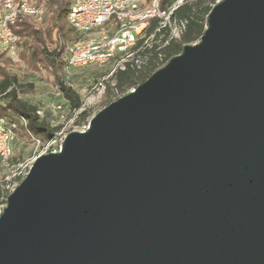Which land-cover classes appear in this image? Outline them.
Wrapping results in <instances>:
<instances>
[{
    "label": "water",
    "instance_id": "obj_1",
    "mask_svg": "<svg viewBox=\"0 0 264 264\" xmlns=\"http://www.w3.org/2000/svg\"><path fill=\"white\" fill-rule=\"evenodd\" d=\"M0 264H264V0H220L199 40L34 159Z\"/></svg>",
    "mask_w": 264,
    "mask_h": 264
},
{
    "label": "trees",
    "instance_id": "obj_2",
    "mask_svg": "<svg viewBox=\"0 0 264 264\" xmlns=\"http://www.w3.org/2000/svg\"><path fill=\"white\" fill-rule=\"evenodd\" d=\"M220 0H161L162 8L171 9V19L183 21L184 29L178 37L170 35L167 25H160L152 19L145 29V34L129 49L128 56L117 54L110 60L114 64L106 72L102 102L108 104L120 95L128 92L145 80L154 70L162 66L169 58L179 53L185 44L194 43L206 26V17L212 5ZM68 0H47L45 11L40 21L31 17H20L13 26L19 37V56L27 63L40 64L57 77V84L63 100L59 103L61 111L67 110L66 119H73V129L86 125L93 115L91 107L82 108L83 100L77 89L66 84L63 71L66 64L62 41L74 42L79 38L78 32L61 20V11H67ZM136 60L138 62H136ZM12 59L0 51V119L2 127L15 132L16 137L10 141L12 155L8 165L23 161L26 157L38 156L35 143L56 139L63 133V124H52L46 117L40 116L38 105L24 97L22 93L32 88V83L25 82L17 72L10 70ZM97 74V73H94ZM102 75V74H101ZM60 111V112H61ZM75 113V117H73ZM19 139H25L22 145ZM23 176H14L20 182ZM7 182L0 184V213L6 205V197L12 191Z\"/></svg>",
    "mask_w": 264,
    "mask_h": 264
},
{
    "label": "built area",
    "instance_id": "obj_3",
    "mask_svg": "<svg viewBox=\"0 0 264 264\" xmlns=\"http://www.w3.org/2000/svg\"><path fill=\"white\" fill-rule=\"evenodd\" d=\"M46 1L0 0V51L11 58L18 57L19 37L13 26L20 17L40 21ZM160 3L161 0H68L67 21L79 38L71 43L62 41L66 65L102 64L121 53H124L123 59L126 58L129 49L144 36L152 19L167 25L170 35L178 37L184 22L172 20L171 9L162 8ZM2 121L0 119V161L8 165L12 155L11 130L2 127Z\"/></svg>",
    "mask_w": 264,
    "mask_h": 264
},
{
    "label": "rangeland",
    "instance_id": "obj_4",
    "mask_svg": "<svg viewBox=\"0 0 264 264\" xmlns=\"http://www.w3.org/2000/svg\"><path fill=\"white\" fill-rule=\"evenodd\" d=\"M60 17L62 21H66L67 11H61ZM172 28L176 27L172 26ZM11 59L12 64L10 70L17 72L25 82L32 83V88L26 89L22 95L38 105L40 116L46 117L52 124H63V133L56 139L43 143L41 148L39 147L40 141L37 139H35V142L30 143H27L25 139H19V143L23 145L26 142L28 147H31L33 143H35L39 155L57 149L63 136L69 130L73 129V119H66L69 112L67 110L63 112L61 111L62 108L57 107L63 100L62 94L58 89L57 77L40 64L35 65L33 62L27 63L20 58L19 54L18 57ZM113 65L114 64H110V61L81 67H68L65 64L63 71H59L58 76L64 74L66 84L77 89L81 95L83 100L82 108L91 107L94 115L106 105L102 102L104 90L103 82L107 79L106 72L112 68ZM73 117H75V113ZM13 137H16V135L14 131H11V139ZM35 158L36 156L26 157L23 161L17 164L15 163L14 166L7 165L0 161V184L7 182V188L13 189L18 184L13 177H24Z\"/></svg>",
    "mask_w": 264,
    "mask_h": 264
}]
</instances>
